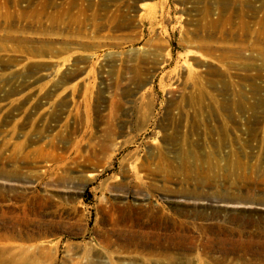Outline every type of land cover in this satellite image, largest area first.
<instances>
[{
    "label": "rangeland",
    "instance_id": "rangeland-1",
    "mask_svg": "<svg viewBox=\"0 0 264 264\" xmlns=\"http://www.w3.org/2000/svg\"><path fill=\"white\" fill-rule=\"evenodd\" d=\"M112 227L264 264V0H0V254L115 264Z\"/></svg>",
    "mask_w": 264,
    "mask_h": 264
},
{
    "label": "bare ground",
    "instance_id": "bare-ground-1",
    "mask_svg": "<svg viewBox=\"0 0 264 264\" xmlns=\"http://www.w3.org/2000/svg\"><path fill=\"white\" fill-rule=\"evenodd\" d=\"M151 217L152 216H150V215L148 216V218H151ZM58 222L59 221H57V222L53 221L52 224H56ZM135 224L139 225L140 222H136ZM132 225H134V223L128 221V222H124L123 227L124 228L125 227L131 228ZM117 230L123 231L124 229L112 227L110 230L105 231L104 234H106V236L103 237L104 245L99 247V248L98 247L95 248V250L98 254H102L105 252L106 249L111 247L109 249V251H111L112 255H114L113 256L114 257L113 262L116 261L115 264H118V262H119V260L118 259L116 260L115 257L118 258L119 255L121 254V252L118 250H112L113 243H121V244H125L126 246L139 244V245L149 246L153 249H165V251H166L169 249H174L176 247H179V248L185 247V246H187L186 245L187 240H190V239H188L189 238L188 235L180 234V233L173 234V235L172 234L171 235H169V234L161 235L158 232L156 233L155 231H147V232L143 231L142 232V231H135V230H129V231L125 232L127 234V236L121 238L120 240H117V239L113 240V238L109 237V235L112 234L113 232H116ZM13 236H14V234H13ZM20 251L24 254L23 258H20V259H17V257H15L13 255H9L8 254L10 252L9 249H7L6 251H3V253L0 254V264H5V263L6 264H38L37 262L32 261L31 258H33V256H32L33 253L29 249L21 247ZM38 251L41 252V249L39 247H38ZM38 251L34 252V254L36 255L38 253ZM165 254H167V252H165ZM100 262H102L101 259H99V258L96 259L97 264H100Z\"/></svg>",
    "mask_w": 264,
    "mask_h": 264
}]
</instances>
